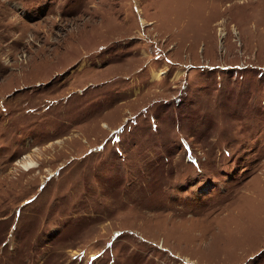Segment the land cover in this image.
I'll use <instances>...</instances> for the list:
<instances>
[{"label":"rangeland","instance_id":"obj_1","mask_svg":"<svg viewBox=\"0 0 264 264\" xmlns=\"http://www.w3.org/2000/svg\"><path fill=\"white\" fill-rule=\"evenodd\" d=\"M0 264H264V0H0Z\"/></svg>","mask_w":264,"mask_h":264},{"label":"bare ground","instance_id":"obj_2","mask_svg":"<svg viewBox=\"0 0 264 264\" xmlns=\"http://www.w3.org/2000/svg\"><path fill=\"white\" fill-rule=\"evenodd\" d=\"M27 165H29V164H27Z\"/></svg>","mask_w":264,"mask_h":264}]
</instances>
